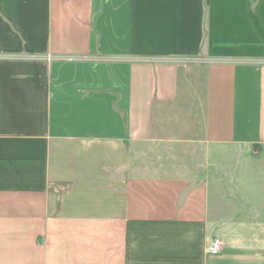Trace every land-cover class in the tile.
<instances>
[{"label":"crops","instance_id":"0c3cea01","mask_svg":"<svg viewBox=\"0 0 264 264\" xmlns=\"http://www.w3.org/2000/svg\"><path fill=\"white\" fill-rule=\"evenodd\" d=\"M204 145L264 147V0H0V264H264Z\"/></svg>","mask_w":264,"mask_h":264},{"label":"rangeland","instance_id":"374dc122","mask_svg":"<svg viewBox=\"0 0 264 264\" xmlns=\"http://www.w3.org/2000/svg\"><path fill=\"white\" fill-rule=\"evenodd\" d=\"M164 157L168 173L206 185L220 238L264 247V147H173Z\"/></svg>","mask_w":264,"mask_h":264},{"label":"built area","instance_id":"2783aa9c","mask_svg":"<svg viewBox=\"0 0 264 264\" xmlns=\"http://www.w3.org/2000/svg\"><path fill=\"white\" fill-rule=\"evenodd\" d=\"M223 246H224V244L222 241L215 239L212 242V244L208 247V251L211 254H217L222 249Z\"/></svg>","mask_w":264,"mask_h":264}]
</instances>
